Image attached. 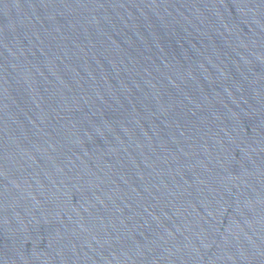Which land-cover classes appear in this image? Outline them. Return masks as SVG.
Returning a JSON list of instances; mask_svg holds the SVG:
<instances>
[{
	"label": "water",
	"instance_id": "obj_1",
	"mask_svg": "<svg viewBox=\"0 0 264 264\" xmlns=\"http://www.w3.org/2000/svg\"><path fill=\"white\" fill-rule=\"evenodd\" d=\"M41 0H0V264H19L23 149Z\"/></svg>",
	"mask_w": 264,
	"mask_h": 264
}]
</instances>
